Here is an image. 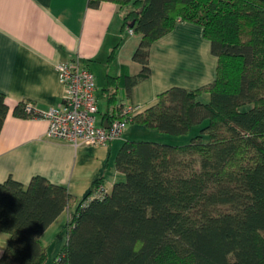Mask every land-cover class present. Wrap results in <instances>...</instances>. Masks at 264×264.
<instances>
[{
  "label": "trees",
  "instance_id": "16d2710c",
  "mask_svg": "<svg viewBox=\"0 0 264 264\" xmlns=\"http://www.w3.org/2000/svg\"><path fill=\"white\" fill-rule=\"evenodd\" d=\"M102 1L125 7V28L141 34L133 60L142 68L125 77L128 90L150 75L151 45L178 19L202 25L217 72L195 89L171 87L132 117L162 134L192 135L184 144L125 140L116 156L123 176L111 190L97 180L79 202L59 264H264V0L89 5ZM26 104L14 114L30 116ZM8 112L0 91V133ZM71 200L65 185L42 175L28 185L0 182V234L9 235L0 264H44L40 236Z\"/></svg>",
  "mask_w": 264,
  "mask_h": 264
},
{
  "label": "crops",
  "instance_id": "0c3cea01",
  "mask_svg": "<svg viewBox=\"0 0 264 264\" xmlns=\"http://www.w3.org/2000/svg\"><path fill=\"white\" fill-rule=\"evenodd\" d=\"M125 14L126 8L113 1L93 7L89 0H0V91L9 104L0 133V182L12 177L28 185L33 176L42 175L65 185L72 198L40 236L47 258L49 248L55 249L50 264L67 242L71 213L95 182L101 180L111 190L123 176L116 166L117 153L125 140L136 139L137 126L143 125L130 120L123 135L107 144L76 145L49 137L46 118L16 116L14 107L32 102L45 111L60 105L66 87L57 64L75 58L95 74L97 120L103 124L126 105L138 106L137 115L171 87L195 89L216 77L218 57L202 25L178 19L170 32L152 43L150 75L128 90L125 77L142 68L133 60L141 34L128 32ZM201 98L207 101L209 93ZM8 241V234H0V258Z\"/></svg>",
  "mask_w": 264,
  "mask_h": 264
},
{
  "label": "built area",
  "instance_id": "2783aa9c",
  "mask_svg": "<svg viewBox=\"0 0 264 264\" xmlns=\"http://www.w3.org/2000/svg\"><path fill=\"white\" fill-rule=\"evenodd\" d=\"M127 30L133 33L131 28ZM57 69L60 81L66 87L62 103L45 111L38 110L32 102L26 104V111L31 117H43L48 120L47 135L76 145L107 144L121 137L138 106L123 107L120 117L109 122V126L98 123V96L94 72L79 58L59 62ZM104 192L105 188L101 185L96 193L101 195ZM54 264H59V257L55 258Z\"/></svg>",
  "mask_w": 264,
  "mask_h": 264
},
{
  "label": "rangeland",
  "instance_id": "374dc122",
  "mask_svg": "<svg viewBox=\"0 0 264 264\" xmlns=\"http://www.w3.org/2000/svg\"><path fill=\"white\" fill-rule=\"evenodd\" d=\"M249 106L250 105H246L245 108H248ZM127 127L129 128L130 125L129 126L127 125ZM137 127H138L139 132H137L135 135H136V139H139V140H154V141H160V142H168L171 144H184L190 140V136L192 135V133H190V134H186L182 136H172V135L159 133L156 130L147 128L146 126H137ZM63 235L65 237L66 235L65 230L63 231V234L60 235V238H62ZM54 252H55L54 247H50L49 255H48V258L45 264L51 263L50 261L53 260L52 256Z\"/></svg>",
  "mask_w": 264,
  "mask_h": 264
},
{
  "label": "water",
  "instance_id": "95a60500",
  "mask_svg": "<svg viewBox=\"0 0 264 264\" xmlns=\"http://www.w3.org/2000/svg\"><path fill=\"white\" fill-rule=\"evenodd\" d=\"M133 25V23L131 24V26ZM105 126H109V121L107 120L104 124Z\"/></svg>",
  "mask_w": 264,
  "mask_h": 264
}]
</instances>
